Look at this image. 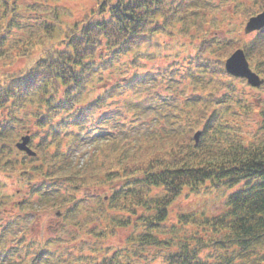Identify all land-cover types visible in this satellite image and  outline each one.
<instances>
[{
  "label": "trees",
  "instance_id": "trees-1",
  "mask_svg": "<svg viewBox=\"0 0 264 264\" xmlns=\"http://www.w3.org/2000/svg\"><path fill=\"white\" fill-rule=\"evenodd\" d=\"M78 1L0 0V264H264V0Z\"/></svg>",
  "mask_w": 264,
  "mask_h": 264
},
{
  "label": "rangeland",
  "instance_id": "rangeland-1",
  "mask_svg": "<svg viewBox=\"0 0 264 264\" xmlns=\"http://www.w3.org/2000/svg\"><path fill=\"white\" fill-rule=\"evenodd\" d=\"M69 5L72 6L76 10L75 14L77 17H79V16L84 15L87 12V10L93 6V1L92 0H81L78 2H72ZM250 36H252V35H250ZM165 39L167 42H170L168 37H166ZM173 52H174V50L172 49L170 51H166V57L157 55V57H154V58L148 57L147 60H144L143 62H145V65H147V68L148 67L157 68L159 66H163V65L168 64L171 61V58H169L167 56V54H173ZM24 64H25V60L23 59L16 66L18 68H20L22 65L24 66ZM241 83H244V82L241 81ZM255 92H257L256 97L258 98V101L260 103H263L264 102V90L257 89V91L255 90ZM251 102H253L255 104V102L253 100H251ZM256 103L258 106H260V103H258V102H256ZM256 121L260 125L262 123L261 117L258 115L255 118L248 117L245 124L249 125V128L248 129H242V131L248 133L249 130H252V129L255 130L257 127V125L255 124ZM173 208L179 212H181V211L182 212H196V211L201 212V211H204V212H207L211 215H217V214L223 212L224 209L226 208V198H225L223 193H217V194L211 195L207 198L191 197L189 199H182ZM173 226H178L175 217L171 218V221L165 226V229L166 228L170 229ZM128 234H129V232H123L121 235V239H123L122 237H125ZM120 242H122V240H120ZM145 258L147 259L149 264H164L162 260L157 259V258L154 259L152 256H150L148 254H147V256H145ZM138 263H139V261H138ZM140 263H141V261H140Z\"/></svg>",
  "mask_w": 264,
  "mask_h": 264
},
{
  "label": "water",
  "instance_id": "water-1",
  "mask_svg": "<svg viewBox=\"0 0 264 264\" xmlns=\"http://www.w3.org/2000/svg\"><path fill=\"white\" fill-rule=\"evenodd\" d=\"M264 26V10L251 17L245 25L244 32L249 34ZM226 70L238 77L245 78L247 82L254 87L261 86L264 83V78H261L257 73L251 69L245 53L242 49H237L225 62ZM200 131L195 134L196 141L199 140ZM29 141L28 137L23 138L22 143L18 144V147L27 151L28 154H35L31 149L27 147Z\"/></svg>",
  "mask_w": 264,
  "mask_h": 264
}]
</instances>
